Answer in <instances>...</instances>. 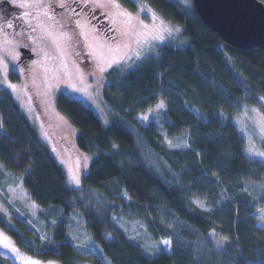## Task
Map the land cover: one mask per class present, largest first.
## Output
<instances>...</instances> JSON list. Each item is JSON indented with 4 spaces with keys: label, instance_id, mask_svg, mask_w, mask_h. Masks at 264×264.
Returning <instances> with one entry per match:
<instances>
[{
    "label": "trees",
    "instance_id": "16d2710c",
    "mask_svg": "<svg viewBox=\"0 0 264 264\" xmlns=\"http://www.w3.org/2000/svg\"><path fill=\"white\" fill-rule=\"evenodd\" d=\"M149 1L182 25L180 44L167 41L134 68L108 72L102 99L114 113L110 123L66 92L56 96L57 109L77 129L75 147L90 160L79 186L68 182L63 165L0 81V203L8 204L5 178L21 180L39 205L34 221L43 232L15 215L9 223L1 210L0 226L26 254L60 264H264V219L257 213L264 193L251 187L264 189V163L246 155L234 119L242 101L264 99V49L226 42L194 5ZM160 101L162 118L137 120ZM179 137L183 144L172 146ZM162 212L183 222L180 234ZM73 213L102 255L80 250L68 237ZM117 217L143 221L161 248L148 253ZM0 264L15 263L0 253Z\"/></svg>",
    "mask_w": 264,
    "mask_h": 264
},
{
    "label": "rangeland",
    "instance_id": "374dc122",
    "mask_svg": "<svg viewBox=\"0 0 264 264\" xmlns=\"http://www.w3.org/2000/svg\"><path fill=\"white\" fill-rule=\"evenodd\" d=\"M4 1L0 0L1 84L12 93L42 140L63 165L68 182L79 186L81 174L90 160L75 147L77 129L57 109L56 96L66 92L91 107L104 124L110 123L114 113L109 112L102 99L103 87L109 80L108 72L116 67H121L122 72L134 68L145 57L155 55L158 46L167 41L180 44L177 36L182 25L163 16L149 0H132L134 8L122 0H78L76 9L80 3L90 4L97 14L113 23L114 37L110 39L92 23V18L97 15L93 9L88 16L82 10L75 11L73 6L60 9L63 0H11L15 2L12 8ZM176 1L186 7L194 5L193 0ZM15 5L26 7L24 24L10 22L19 9ZM22 47L29 48L30 53L21 51ZM12 74L17 78L13 79ZM164 109L165 104L160 101L147 113L137 115V120L147 124L152 117L160 119ZM120 118L123 119L121 115ZM234 119L246 140V155L264 163V99L260 98L258 104L251 103L248 98L242 101ZM170 144L181 146L183 137L170 140ZM154 163L157 164L156 159ZM9 177L11 175L5 178L8 204L0 203V210L9 223L15 215L27 219L42 233V223L34 221L39 205L29 198L21 180L12 181ZM251 187L255 192L264 193L261 185ZM172 213L162 212L161 219L174 228L175 234H180L183 222ZM257 213L264 219V205ZM117 221L148 253L155 254L161 248V243L148 235L143 221H127L122 217H117ZM68 228V237L80 250H92L102 255L78 213H73ZM203 241L197 243V249L203 246ZM0 253L10 257L15 264H60L26 254L1 226Z\"/></svg>",
    "mask_w": 264,
    "mask_h": 264
},
{
    "label": "water",
    "instance_id": "95a60500",
    "mask_svg": "<svg viewBox=\"0 0 264 264\" xmlns=\"http://www.w3.org/2000/svg\"><path fill=\"white\" fill-rule=\"evenodd\" d=\"M204 22L233 46L264 49L262 0H193ZM24 53L29 50L22 48Z\"/></svg>",
    "mask_w": 264,
    "mask_h": 264
},
{
    "label": "flooded vegetation",
    "instance_id": "af4514ba",
    "mask_svg": "<svg viewBox=\"0 0 264 264\" xmlns=\"http://www.w3.org/2000/svg\"><path fill=\"white\" fill-rule=\"evenodd\" d=\"M77 3H78V0H69V1H67V3H66V0H63V1H61V4H60L59 8L61 9V8H67V7L73 6L75 11H77V9L82 10L88 16H90V14H92L94 12V11L92 12V9L95 10L94 8H92V6H89L90 4H86V3H84L86 5H84L83 3H80L79 8L76 9L75 8V5ZM4 4H7V5H9L10 8H12L13 7V4H15V2L12 3L11 0H6V1H4ZM15 6L17 8H19L18 11H17V13L15 15H13V12H10V11L8 12L9 14L12 13V15H13V16H11L12 18H11L10 22L11 23L16 22L17 23L16 25H18V24H24V17L27 14V12L26 11H23V10H26V7H21V6H17V5H15ZM96 12H97V10H95L94 13L97 14ZM48 14H49V12H48ZM100 15L101 14L95 15V17L92 18V23L95 24V26L102 33L106 34L110 39H112L114 37L112 35V33H114V31H115L114 25H113L112 22H108L105 18H102V16H100ZM78 25L80 27L79 22H78ZM74 31H76V28L74 29ZM22 48L28 49L29 50L28 53H30V49L29 48H27V47H22ZM22 48H21V51H22Z\"/></svg>",
    "mask_w": 264,
    "mask_h": 264
},
{
    "label": "snow or ice",
    "instance_id": "6c2138e0",
    "mask_svg": "<svg viewBox=\"0 0 264 264\" xmlns=\"http://www.w3.org/2000/svg\"><path fill=\"white\" fill-rule=\"evenodd\" d=\"M73 179H75V177H73ZM165 243L167 244V241H165Z\"/></svg>",
    "mask_w": 264,
    "mask_h": 264
}]
</instances>
